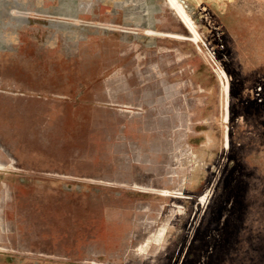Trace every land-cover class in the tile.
Returning <instances> with one entry per match:
<instances>
[{"label": "rangeland", "instance_id": "374dc122", "mask_svg": "<svg viewBox=\"0 0 264 264\" xmlns=\"http://www.w3.org/2000/svg\"><path fill=\"white\" fill-rule=\"evenodd\" d=\"M0 264H264V0H0Z\"/></svg>", "mask_w": 264, "mask_h": 264}]
</instances>
